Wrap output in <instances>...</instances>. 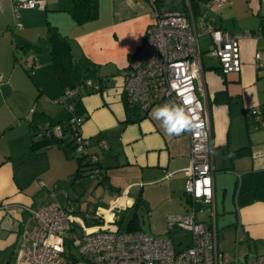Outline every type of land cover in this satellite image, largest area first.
Returning <instances> with one entry per match:
<instances>
[{"label":"crops","instance_id":"1","mask_svg":"<svg viewBox=\"0 0 264 264\" xmlns=\"http://www.w3.org/2000/svg\"><path fill=\"white\" fill-rule=\"evenodd\" d=\"M42 1V9L22 11L17 28L13 0H0V264L17 263L34 224L26 209L51 202L71 205L77 213L86 214L90 208L89 204L83 210L78 197L70 198L69 191L79 182L72 180L75 159L57 146L38 155L30 152L35 134L71 117L67 107L53 101L85 80H103L101 92L85 93L77 100L83 111L81 135L111 187L108 191L105 184L98 185L112 196L109 204L124 193L128 209L139 200L153 221L162 216L161 227L152 223L155 236L169 235L166 215L185 214L189 207L184 194L189 135L165 134L151 115L157 106L136 110L131 114L134 121L126 123L122 72L153 21L147 1L97 0L96 19L80 25L58 11V0ZM163 2L165 11H190L197 31L208 23L232 35L251 33L240 42L242 69L237 74L223 75L218 62L206 54L212 46L209 35L200 36L198 44L212 131L217 240L221 229L234 249L237 238L236 249L247 247L243 257L262 255L264 129L256 128L246 113L264 104V0H228L221 7L211 0H181L179 10H166ZM61 181L69 190L55 187L50 193L49 185ZM95 186L92 180L88 189ZM161 208H166L164 213L158 212ZM209 216L201 218L208 221ZM88 221V226L94 222Z\"/></svg>","mask_w":264,"mask_h":264},{"label":"built area","instance_id":"2","mask_svg":"<svg viewBox=\"0 0 264 264\" xmlns=\"http://www.w3.org/2000/svg\"><path fill=\"white\" fill-rule=\"evenodd\" d=\"M146 1L153 21L122 72L123 96L129 105L142 112L163 104H178L192 108L198 117L192 130L185 132L191 141L184 186L188 210L182 215L167 216L169 235L153 236L141 230L120 231L115 211L128 209L125 193L105 210L92 205L85 216L97 224L86 227L75 217L77 210L71 205L62 207L51 202L37 210L29 208L26 210L34 224L25 235L26 242L16 264H264V254L249 259L239 256L238 238L233 255L218 247L212 131L203 100L202 52L198 44L200 36L209 35L212 46L206 54L218 62L223 75L237 74L242 69L240 42L251 38V33L232 35L208 23L197 31L190 11L189 14L165 11L160 6L161 0ZM227 1L211 0V4L221 7ZM13 4L17 22L23 10L44 7L42 0H13ZM17 27H21L19 22ZM102 83V79L85 80L64 91L53 103L67 107L70 119L42 131L43 136L64 139L67 129L74 151L93 165L88 173L91 180H96L101 172L99 160L89 154L87 140L80 131L83 119L73 114L74 101L82 94L101 92ZM246 115L253 119L256 128L264 129V104L250 109ZM100 146L106 148V143L101 141ZM205 208L210 209L208 221L200 218ZM75 224L81 225L83 233L75 231ZM177 231L181 234L175 244L170 235Z\"/></svg>","mask_w":264,"mask_h":264},{"label":"rangeland","instance_id":"3","mask_svg":"<svg viewBox=\"0 0 264 264\" xmlns=\"http://www.w3.org/2000/svg\"><path fill=\"white\" fill-rule=\"evenodd\" d=\"M181 4H182L181 0H164L163 7L166 10H179V9H181ZM20 64L22 65V63H20ZM25 72L26 71H24L23 73L26 74ZM32 110H35V107H33ZM86 142L88 143V140ZM71 153H72V157H73L72 159L79 157V155L74 150H71ZM91 183H92V180L85 173V176L82 178V180L79 182H76V186H75L74 190L69 191L70 198L78 197V199H80V201H81V205L83 206V210H85L89 204H90L89 205L90 207L93 204H95L96 206H100L102 208L108 207L109 201H110V199H112V196L105 195L100 186L99 187L95 186L92 189H88L90 187ZM49 187L52 190L50 193L54 192L55 187L58 189H61V188L66 189L65 192H67L69 190L68 184H66L65 182H62V181L56 182V183H54V185H49ZM61 200H62V198L60 197V200H58V202L62 203ZM165 209L166 208H161V209H159L158 212L164 213ZM135 214L137 215V222L140 226L141 231L155 236L156 233L151 231L152 223L154 224L153 225L154 227H156V226L161 227L162 226V223H161L162 216L159 215L156 218V220L153 221L154 220L152 218L153 215L151 214L149 217L148 212L146 211V209H144L143 205H142V207H139L137 209L133 208V209H127L124 211H122V210L115 211L117 224L120 227L121 231L122 232L125 231L128 221L131 220ZM168 215H173V214H168ZM168 215H166V218ZM208 215H210V209L205 208L204 214L200 215V218L202 216H208ZM75 216H78L79 218L82 219L85 227H86V225H88L89 221H88V218H86L84 213L78 212V213H75ZM166 218H165V224H166ZM166 227H167V224H166ZM74 229L78 233H83L81 225H79V224H75ZM179 233L180 232L177 231V232H174L170 235V236H172L175 244H177L179 241L180 234H181V233L180 234ZM182 236H184V235H182ZM187 236H188V234H187ZM218 247H219L220 251L227 252L231 255H233L235 252L234 246L232 245L231 237L229 235L223 233L221 229L219 230V233H218ZM247 252H248V249L245 246H239V248L237 249V254L241 257H243V255ZM250 254H251V252H250ZM10 264H14V262L11 261Z\"/></svg>","mask_w":264,"mask_h":264},{"label":"trees","instance_id":"4","mask_svg":"<svg viewBox=\"0 0 264 264\" xmlns=\"http://www.w3.org/2000/svg\"><path fill=\"white\" fill-rule=\"evenodd\" d=\"M58 3H59L58 11L68 13L73 18L75 23L79 24V25L96 19L97 14H98L97 0H58ZM26 10H28V9H26ZM21 13H20V18H21ZM18 22L20 23V19ZM124 101H125V106H126L127 115H128L126 123H131L134 121V120H132L131 114L135 113L136 110H139V109L136 108L135 106L129 105L126 102L125 98H124ZM81 109L82 108L80 107L79 102L76 99L74 101V113L73 114H75L78 117H81L82 112H83ZM58 124H62V123H58ZM53 126L54 125H52L51 127H53ZM35 136L38 138H37V140H35L33 142L32 146H31V151H30L31 155L32 154L38 155L39 153L47 150L49 147L57 146L58 148H60L64 152V154L67 158H73L71 150H74V149H73L72 143H71V133H69L67 129L65 130V138L64 139H57L54 137H46V136L42 135V132L38 133L37 135L35 134ZM75 161L77 163V170H76L75 174L73 175L72 180L73 181H80L85 176V173L87 176H89L88 173H89V171H92L93 165L91 164V161L88 158L82 157V156L75 158ZM98 166H99V164H98ZM99 169L101 172L97 176V179L94 181L97 183V186L98 185H104V184L106 185L107 180H106V177L104 174V170L100 166H99ZM106 186H107L106 190L111 191V187H109L108 185H106ZM132 207L134 209L139 208L140 207V201L136 200ZM93 224H97V223H93ZM119 229H120V227H119ZM140 230H141L140 226L137 222V215L135 214L133 216V218L128 221L126 229L124 232L131 233V232H136V231H140ZM120 231H121V229H120Z\"/></svg>","mask_w":264,"mask_h":264},{"label":"clouds","instance_id":"5","mask_svg":"<svg viewBox=\"0 0 264 264\" xmlns=\"http://www.w3.org/2000/svg\"><path fill=\"white\" fill-rule=\"evenodd\" d=\"M152 118L160 122L165 134L179 136L191 131L198 120L192 108L178 104H163L153 109Z\"/></svg>","mask_w":264,"mask_h":264}]
</instances>
